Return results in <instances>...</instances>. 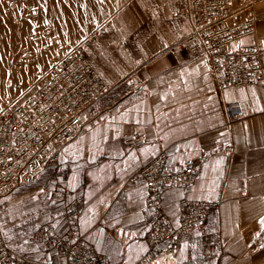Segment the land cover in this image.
I'll use <instances>...</instances> for the list:
<instances>
[{
  "label": "crops",
  "instance_id": "0c3cea01",
  "mask_svg": "<svg viewBox=\"0 0 264 264\" xmlns=\"http://www.w3.org/2000/svg\"><path fill=\"white\" fill-rule=\"evenodd\" d=\"M51 2L46 18L57 44L52 53H83L115 89L86 111L79 135L63 147L61 161L48 164L40 177L54 215L63 214L50 220L64 231L66 203L82 196L77 206L82 235L113 263L136 264L148 251L152 212L144 205L145 182L131 178L162 152L177 172L206 151L211 160L203 177L192 186L171 189L164 204L174 222L181 217L182 199L217 206L204 230L172 255L149 264H264V111L254 110L264 108V87L239 86L219 93L207 57L178 46L193 31V22L173 17L175 0ZM253 17L264 49V0H233L231 24ZM253 41L248 36L228 48L237 50ZM228 102L239 103L243 111L229 125L224 110ZM55 185L68 190L66 198L51 196ZM38 249L36 245L32 250ZM62 262L55 256L51 263Z\"/></svg>",
  "mask_w": 264,
  "mask_h": 264
},
{
  "label": "built area",
  "instance_id": "2783aa9c",
  "mask_svg": "<svg viewBox=\"0 0 264 264\" xmlns=\"http://www.w3.org/2000/svg\"><path fill=\"white\" fill-rule=\"evenodd\" d=\"M175 3L173 17H189L193 22V31L178 46L207 57L219 93L239 86L264 87V49L257 38L254 17L231 24L233 0H175ZM248 36L254 39L251 46L228 48L230 43ZM25 58L28 67L33 66L34 56L28 53ZM50 65L49 78L0 113V203L17 189L40 178L48 164L59 163L63 147L79 135L82 116L115 89L81 52L51 59ZM18 89L22 86L18 85ZM224 110L228 125L243 113L240 104L234 102L225 103ZM167 157V152L160 153L131 178V181L145 182L144 205L152 212L148 251L136 264H149L172 255L196 231L204 230L211 209L217 206L207 201L182 199L181 217L174 222L167 213L165 195L173 188L189 187L200 180L211 156L201 151L177 172L170 169ZM67 195L68 190L60 185L51 191L53 197ZM82 202L83 197L77 196L66 203L64 231H59L54 220H46L34 231L31 240L43 251L54 253L62 264H115L82 235L77 219L80 215L77 206ZM0 264L53 263L29 258L17 251L0 224Z\"/></svg>",
  "mask_w": 264,
  "mask_h": 264
},
{
  "label": "rangeland",
  "instance_id": "374dc122",
  "mask_svg": "<svg viewBox=\"0 0 264 264\" xmlns=\"http://www.w3.org/2000/svg\"><path fill=\"white\" fill-rule=\"evenodd\" d=\"M29 13H31L30 9L21 7L20 9L13 11L12 18L14 16V22L19 20V24H22L21 26L24 27L27 22L30 21V18L32 19L37 16ZM23 39H26V41H24L20 54L27 50L32 52L37 62L44 60V67L39 73L35 72L33 69L34 67L32 66L21 68V70L19 68L10 69V63H5L3 65V63L1 64L2 61L0 58V70L2 69L3 71L2 75H4V73H8V71L12 75H16L13 82L14 84L11 85L10 88H5L3 84L0 85V113L5 108V105L21 100L23 95V98H25L33 91L34 87L38 83H41L49 78L51 59L61 58V56L52 53L53 49L57 47L54 42L49 48L50 50L44 51L43 47L46 44L45 40H34L29 38L28 34H23ZM25 72H28L31 75L29 74L28 79L22 81V79L18 78V76H21ZM18 85L22 86L21 90L18 89ZM46 188L45 179L40 180V178H38L28 186L15 191L8 199L1 203L0 221L6 231L5 234L7 240L13 247L22 251L29 258L51 263L56 255L54 253L45 252L41 248L37 251L32 250L36 244L30 239L33 236L39 222L50 220V218L60 219L63 217L61 211H59L56 216L54 215L53 212L55 210L50 206V202L47 201Z\"/></svg>",
  "mask_w": 264,
  "mask_h": 264
},
{
  "label": "bare ground",
  "instance_id": "6f19581e",
  "mask_svg": "<svg viewBox=\"0 0 264 264\" xmlns=\"http://www.w3.org/2000/svg\"><path fill=\"white\" fill-rule=\"evenodd\" d=\"M53 1V0H52ZM55 2V1H54ZM65 2H68V1H65ZM63 3L66 5V3ZM70 2V1H69ZM74 2V1H72ZM62 3V1H61ZM71 3V2H70ZM59 4V2H58ZM62 4V6H63ZM73 4V3H72ZM78 4V3H77ZM84 4V3H83ZM64 5V6H65ZM70 5V4H69ZM79 5H81L79 3ZM52 6V2L51 0H0V58H1V64L3 63V65L6 63H10V69L12 68H19L21 70V68H26L28 67L27 65V62H26V54L30 53L34 56V54L32 52H29L28 50L23 52L22 54H20V51L22 50L23 48V45H24V41H26V38L25 40L23 39V34H28L29 38H32L34 40H38V39H41V40H45L46 41V44L44 45L43 47V50L46 51V50H50L49 48L52 46L53 42L55 41V37L52 35L51 31L49 30L50 28H48V25H47V18H46V14H47V10L49 7ZM56 6V5H55ZM67 6V5H66ZM72 6V5H71ZM74 6V5H73ZM77 6V5H76ZM82 6V5H81ZM28 8L30 9L31 13L33 15H37L35 18H30V21L27 22V24L23 27L19 24V20L14 22L13 18H15L13 16L12 18V13L13 11L17 10V9H20V8ZM70 6H68L67 8H69ZM75 7V6H74ZM57 8V7H56ZM71 8V7H70ZM78 8V7H77ZM81 8V7H80ZM73 10L75 9L72 8ZM70 9V10H72ZM90 8H88L89 10ZM61 10V9H60ZM69 10V9H67ZM80 10V9H79ZM83 10V9H81ZM52 12V11H51ZM50 12V13H51ZM63 12V11H62ZM73 12V11H71ZM79 11H77L78 13ZM82 12V11H81ZM80 12V13H81ZM86 12V11H85ZM29 13V14H31ZM58 13V11H57ZM76 13V11H74V14ZM87 13V12H86ZM85 13V15H86ZM49 14V12H48ZM53 14V12H52ZM61 14V13H60ZM69 14H72L73 16V13H69ZM79 14V13H78ZM77 14V15H78ZM89 15V13H87ZM57 15V14H55ZM63 15V14H62ZM61 15V16H62ZM48 16V15H47ZM53 16V15H52ZM66 16V14H65ZM64 16V17H65ZM51 17V16H50ZM55 17V16H54ZM70 17V16H69ZM68 17V18H69ZM29 18V17H28ZM27 18V19H28ZM49 18V17H48ZM62 19V17H60ZM67 18V19H68ZM52 19V17H51ZM58 19V18H57ZM66 19V20H67ZM72 18H69L68 20H71ZM73 19L75 20V18L73 17ZM78 19V18H77ZM17 20V19H16ZM84 20V19H83ZM57 20H55L54 22H56ZM77 21V20H76ZM81 21V20H80ZM53 22V23H54ZM61 22V20H60ZM77 23V22H76ZM79 23V21H78ZM78 23L76 25H78ZM82 23V22H81ZM80 23V24H81ZM84 23V21H83ZM61 24V23H60ZM59 24V25H60ZM67 24V23H66ZM70 24V23H69ZM85 24V23H84ZM56 25V24H55ZM62 25H63V22H62ZM58 26V25H57ZM56 26V27H57ZM64 26H65V23H64ZM63 26V28H64ZM71 26H72V23H71ZM61 27V26H60ZM59 27V28H60ZM65 27H69V26H65ZM55 28V27H54ZM76 29V28H75ZM59 30V29H58ZM71 30V29H69ZM79 30V28H78ZM64 31V29H63ZM68 31V30H67ZM66 32V31H65ZM69 32V31H68ZM63 33V32H62ZM67 35V34H66ZM71 35V34H70ZM68 36V35H67ZM66 36V38H68ZM74 36V35H73ZM76 36V35H75ZM79 36V35H77ZM76 36V37H77ZM27 37V36H26ZM56 37L57 34H56ZM65 37V36H64ZM60 38H63V37H60ZM72 37L70 36V39ZM75 38V37H73ZM61 40V39H60ZM69 40V38L67 39ZM72 40V39H71ZM76 40V39H75ZM30 41V40H29ZM33 41V40H32ZM58 40L56 39V42ZM64 41V39H63ZM45 43V42H43ZM54 44H56L54 42ZM67 44V43H66ZM57 45V44H56ZM62 45L63 42H62ZM29 46V45H28ZM27 46V47H28ZM62 48V47H61ZM55 52L57 51L56 50V47L54 48ZM60 52V50H58ZM35 57V56H34ZM12 62V63H11ZM0 64V65H1ZM9 66V65H8ZM30 67V66H29ZM34 67L33 69L35 70V72H40V70H43V67H44V60H40L39 62H37L36 58H35V63L33 64ZM18 70V71H20ZM25 70V69H24ZM33 70V71H34ZM11 71V70H10ZM12 72V71H11ZM3 71L2 69L0 70V85H4L5 88H10L11 85H13L14 83V78L15 76L12 75L9 71L8 73H4V75H2ZM26 73V74H25ZM24 74H22L21 76H18V78L22 79L23 80H27L28 77H29V74L28 72H25ZM33 73V72H32ZM31 75V74H30ZM9 105V104H8ZM7 105H5L6 107ZM154 263V261H153Z\"/></svg>",
  "mask_w": 264,
  "mask_h": 264
},
{
  "label": "snow or ice",
  "instance_id": "6c2138e0",
  "mask_svg": "<svg viewBox=\"0 0 264 264\" xmlns=\"http://www.w3.org/2000/svg\"><path fill=\"white\" fill-rule=\"evenodd\" d=\"M243 43H244V42L241 41V44H243ZM237 47H239V46H237ZM249 91H251L253 97L256 96V90H255V88H251V89H249ZM240 92H241V94H242V96H243L245 90H244V89H241ZM255 103L258 105V104H259V100L257 99V100L255 101ZM254 110L264 111V108H259V107H257V108L254 109ZM221 135H223V133H221ZM217 163H218V164H221V163H223V161L221 160V161H218ZM82 223H85V225H86V227H87V226H90V223H91V222H90V221H82ZM260 223H261V225H264V218L261 219ZM53 227H54V225H53ZM102 232H103V230H101V233H102ZM197 235H199V233H197ZM73 243H75V241H73ZM188 247H189V245H188L187 243H185V244H184V248L187 249ZM192 247L195 248L196 245H192ZM260 248H261V249H264V244H261V245H260ZM98 250H99V249H98ZM181 256L183 257V252H181ZM156 264H161V262H160V261H157Z\"/></svg>",
  "mask_w": 264,
  "mask_h": 264
}]
</instances>
